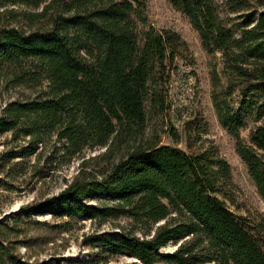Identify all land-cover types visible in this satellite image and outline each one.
<instances>
[{
  "label": "trees",
  "instance_id": "obj_1",
  "mask_svg": "<svg viewBox=\"0 0 264 264\" xmlns=\"http://www.w3.org/2000/svg\"><path fill=\"white\" fill-rule=\"evenodd\" d=\"M171 3L209 57L218 122L264 201V0ZM186 49L180 34L149 23L147 0H0V83L21 91L0 115V134L26 141L10 158L54 142L64 158L82 160L60 194L0 222V264H43L20 251L54 241L30 219L40 215L62 220L49 225L51 236L77 219L113 224L83 244L133 264H264V214L237 216L217 197H229V163L146 132L148 117L166 109ZM170 244L174 251H161Z\"/></svg>",
  "mask_w": 264,
  "mask_h": 264
},
{
  "label": "rangeland",
  "instance_id": "obj_2",
  "mask_svg": "<svg viewBox=\"0 0 264 264\" xmlns=\"http://www.w3.org/2000/svg\"><path fill=\"white\" fill-rule=\"evenodd\" d=\"M149 23L159 31H172L181 35L187 44L186 51L177 59L171 70L165 111L148 117L147 133L156 135L164 145L179 147L190 155L208 153L211 157L225 159L231 167V179L222 184L223 193L217 197L237 216L255 220L264 214V201L250 179L247 166L235 150L234 139L219 124L211 101L209 57L203 49L197 32L189 20L171 3V0H147ZM20 89L7 88L0 83V115L3 109L20 97ZM234 106L238 104L235 100ZM246 137L247 133H243ZM26 141H13L10 133L0 134V222L20 215V208L44 201L60 194L81 170L82 160L64 158L54 142L41 147L28 159H11V152L19 150ZM105 149L86 151V159L102 154ZM92 168L97 162L90 160ZM41 222L42 238L54 240L46 244H33L30 251L20 247L25 257L43 264L53 261L80 262L81 264H133L127 255L103 252L98 247L83 244L84 236L97 231H109L113 224L99 227L90 220H75L71 227L51 236V227L62 222L51 215L34 216ZM121 224L126 222L120 220ZM118 223V222H116ZM33 229L30 236L37 234ZM47 236V237H46ZM41 243V242H40ZM168 245L162 252H172Z\"/></svg>",
  "mask_w": 264,
  "mask_h": 264
},
{
  "label": "water",
  "instance_id": "obj_3",
  "mask_svg": "<svg viewBox=\"0 0 264 264\" xmlns=\"http://www.w3.org/2000/svg\"><path fill=\"white\" fill-rule=\"evenodd\" d=\"M136 261H138V260H136Z\"/></svg>",
  "mask_w": 264,
  "mask_h": 264
}]
</instances>
